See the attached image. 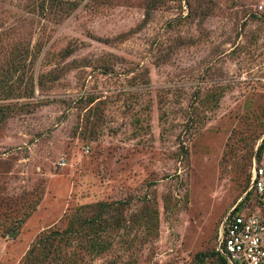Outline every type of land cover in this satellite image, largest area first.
<instances>
[{"label":"rangeland","instance_id":"1","mask_svg":"<svg viewBox=\"0 0 264 264\" xmlns=\"http://www.w3.org/2000/svg\"><path fill=\"white\" fill-rule=\"evenodd\" d=\"M181 1L0 0V264L99 204L78 264L215 248L264 134V0Z\"/></svg>","mask_w":264,"mask_h":264},{"label":"built area","instance_id":"2","mask_svg":"<svg viewBox=\"0 0 264 264\" xmlns=\"http://www.w3.org/2000/svg\"><path fill=\"white\" fill-rule=\"evenodd\" d=\"M215 242L226 264H264V134L253 151L247 188L220 220Z\"/></svg>","mask_w":264,"mask_h":264},{"label":"trees","instance_id":"3","mask_svg":"<svg viewBox=\"0 0 264 264\" xmlns=\"http://www.w3.org/2000/svg\"><path fill=\"white\" fill-rule=\"evenodd\" d=\"M252 155L253 152L249 158V166ZM248 180L249 172L246 176L244 191L247 188ZM110 205L99 204L98 217L96 219H86L80 225L75 226L74 223L77 222L78 218L74 222L76 216H72L70 219L68 218L67 225L64 228L49 229L40 233L32 242L19 264H78L79 255L75 251H72L75 246L72 244L76 239L85 235V231H88L95 240H92L93 244L90 243L83 246V248L78 247V249L86 251L84 249L86 248L87 252L95 254L106 252L108 247L99 242V237H102V233H104V231H100L103 221L102 215L112 207ZM77 216L79 215L77 214ZM83 223L84 225L87 224V226L81 227ZM196 259L198 264H206L207 261H210V264H226L224 258L215 251V248H213L210 254L197 255Z\"/></svg>","mask_w":264,"mask_h":264}]
</instances>
